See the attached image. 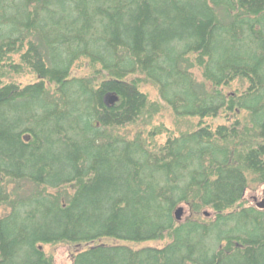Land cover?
Instances as JSON below:
<instances>
[{
    "label": "trees",
    "instance_id": "16d2710c",
    "mask_svg": "<svg viewBox=\"0 0 264 264\" xmlns=\"http://www.w3.org/2000/svg\"><path fill=\"white\" fill-rule=\"evenodd\" d=\"M251 183L264 0H0V264H264Z\"/></svg>",
    "mask_w": 264,
    "mask_h": 264
},
{
    "label": "rangeland",
    "instance_id": "374dc122",
    "mask_svg": "<svg viewBox=\"0 0 264 264\" xmlns=\"http://www.w3.org/2000/svg\"><path fill=\"white\" fill-rule=\"evenodd\" d=\"M81 71L82 69L80 70L79 68H76V67L74 69L75 73H81ZM194 72L198 79L200 80L203 79L202 77L203 74H202L201 69L196 68ZM11 76L12 78H7L6 81L14 80L17 83L26 84L28 82L36 80V75L32 73L30 74L12 73ZM236 87H237V82L235 81L233 82L231 86H228V89L233 90ZM141 89L144 92H146L151 97L152 100L158 99L159 96H158L157 90L153 85L149 83L147 84L143 83L141 85ZM198 121H199L198 117L178 118L173 114L172 110L168 106H166V109H164L159 114L154 116L150 125H146V129L147 130L152 129L157 126L162 127L164 131L161 135H158L156 137V140L159 143H163L168 137V135L174 134L175 131L194 129L197 126ZM134 129H137V128H133V130ZM123 133L128 135V132H123ZM263 191H264V186L259 187L256 183H251L250 188L246 194V199L249 202L250 201L253 202L254 198L257 197L260 200L262 198ZM44 250L47 251L49 254H52L55 257L54 259L55 264H71L70 260L68 259L67 254L63 252V250H65V247L59 246V245L45 244Z\"/></svg>",
    "mask_w": 264,
    "mask_h": 264
},
{
    "label": "water",
    "instance_id": "95a60500",
    "mask_svg": "<svg viewBox=\"0 0 264 264\" xmlns=\"http://www.w3.org/2000/svg\"><path fill=\"white\" fill-rule=\"evenodd\" d=\"M117 99H118V97L115 95H112V94H108L106 97L107 103H114L115 101H117ZM254 201H255L256 206L258 208L264 209V191H263L262 198L259 200L257 197H255ZM183 214H184V208L183 207L179 206L175 209L174 215H175V218L177 220H180L182 218ZM205 214L208 215L207 212Z\"/></svg>",
    "mask_w": 264,
    "mask_h": 264
}]
</instances>
